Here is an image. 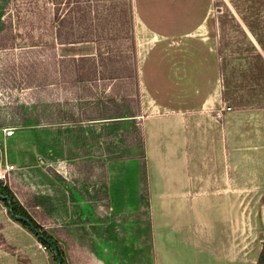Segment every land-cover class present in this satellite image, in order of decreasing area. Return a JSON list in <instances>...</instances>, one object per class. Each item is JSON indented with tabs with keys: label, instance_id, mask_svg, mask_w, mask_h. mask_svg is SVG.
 Masks as SVG:
<instances>
[{
	"label": "rangeland",
	"instance_id": "rangeland-1",
	"mask_svg": "<svg viewBox=\"0 0 264 264\" xmlns=\"http://www.w3.org/2000/svg\"><path fill=\"white\" fill-rule=\"evenodd\" d=\"M3 2L0 4V105L9 106V113L34 115L40 121L37 125L34 123L25 127V130L10 126L0 129V154L3 157L0 173L20 204L63 246L65 258L68 259L66 264H256L264 244V181L253 178L256 173L264 174V148L252 150L254 156L258 154L253 158L258 161L256 165H229L233 159L228 158L229 149L223 145L220 130L215 127L214 107H198L201 97L212 88L209 80L214 76V69L208 67L210 60L203 55L199 44L190 41L188 36L197 32L206 17L212 25L216 18L222 19L224 14L230 12L264 13V0ZM57 8L65 18L61 32L69 41L84 32L79 26L85 22L76 21L79 15L92 17L98 10L100 16L108 20V39L103 44L113 47L103 63L71 60L72 57L95 55L97 44L87 41L59 44L53 21ZM137 17L149 31L142 29ZM132 27L134 44L126 39V36H133ZM256 59L259 60V57H251L245 63L248 68L247 85L251 83L252 87V80L256 81L258 74L254 68L259 67ZM127 66L136 69V79L124 78V75H132L131 70H126ZM113 76L122 79L108 80ZM79 81H84L97 92L113 91L114 94L128 96L137 111L134 121L101 127L95 136L90 135L88 126L77 127L72 133L65 134V129L59 123L41 122L40 111L33 106L36 101L43 95L59 99L68 96L69 91L81 86ZM158 103L166 105L167 109L159 107ZM181 111L190 115L185 128V172L192 176L186 193L190 196L167 199L181 201L190 208L193 228L205 214V232L201 231L199 235L206 236L207 240H190L189 246L185 245V258L181 261L162 253L156 260L149 215L151 174L159 173L161 167L170 168L172 173L184 172L182 163H177L175 170H172L165 156V144L178 140V133L170 129L166 134L155 137L156 151L160 153L158 159L161 160L158 169L154 170L147 159L142 163L139 161L137 170L149 197L141 198L146 208L136 215L123 214L114 218L108 215L104 167L109 161L134 159L118 158L119 153L112 152H130V157L143 154V122L146 124L150 118L168 117ZM165 126V123L161 126L151 123L148 133L151 136L156 130H165ZM8 132L12 133L8 135ZM93 138H99V141ZM170 147L174 157H177L172 144ZM37 149L40 152L36 153ZM30 151L40 160V172L27 173L23 180L15 173L17 165L14 159L19 152ZM238 151L244 154L249 150ZM180 155H183V149ZM150 157L154 161L152 149ZM119 173L126 176L130 188L136 169L128 166ZM199 174L201 180L197 179ZM61 187L67 196L69 193L76 194L75 191L85 195L84 200L80 199L83 201L81 206L68 197L67 217L61 210L64 207ZM200 188H206L205 195H196ZM156 200L158 204L159 200ZM195 207L197 213L194 212ZM173 208L170 206V210ZM160 213L158 215L161 217ZM9 220L0 201V228L12 227L14 222ZM60 221L83 222L89 236L95 241L94 258L87 257L81 247L69 244L73 239L66 231L67 225L59 224ZM13 229L12 237L19 245L11 253L16 255L18 264H34L28 256L39 261V264H55L29 232L15 224ZM2 234L0 231V240H6Z\"/></svg>",
	"mask_w": 264,
	"mask_h": 264
},
{
	"label": "crops",
	"instance_id": "crops-1",
	"mask_svg": "<svg viewBox=\"0 0 264 264\" xmlns=\"http://www.w3.org/2000/svg\"><path fill=\"white\" fill-rule=\"evenodd\" d=\"M228 21L230 22L228 23ZM208 23L206 17L199 25L197 32L188 36V39H191L190 41L199 44L203 55L210 60L208 67L214 69V76L209 80L212 88L201 97L198 107L200 109L214 107L215 127L218 131L220 130L223 145L226 149H229L228 158L233 159L230 160L229 165H256L258 161L253 158L258 154L254 156L252 150L264 148V13L240 14V12H230L224 14L222 19L220 17L216 18L215 23L212 25L209 23L210 27H208ZM193 36L196 38H193ZM255 56L259 57V60L256 59L259 67L254 66L258 74L257 80H252L254 81L252 82L254 87H252L251 83L247 85L248 68L245 63ZM249 66L252 68L251 64ZM157 105L163 108L166 107L161 103ZM187 119H190V115L188 116L184 111H181L179 114L175 113L168 117L150 118L146 124L143 122L144 155L154 170L159 168L158 164L161 161L158 159L160 153L156 151L155 137L166 134L170 129H175L174 132L178 133V140H172L171 142L177 157H174L170 147L171 144H165V156L168 158L167 161L171 164L172 170H175L177 163H182L184 167L183 173H172L170 168L166 167L164 169L161 167L158 169L159 173L151 174L149 215L156 260L158 255L162 253L167 257L175 256V261H181L185 258V245H188L190 240H207L206 236L199 235L201 231L205 232V214L201 218L198 217L200 218L199 222L195 223L196 226L193 228L190 221V208L182 204L181 201H168L167 199V197L185 198L190 196L186 191L189 190L187 187L190 186L192 176L187 171L185 172L187 165L185 140ZM151 123L158 126L165 123L166 128L165 130H156L150 136L148 128ZM150 149L153 150L154 161L150 157ZM181 149H183L182 156L180 155ZM240 149L249 150L250 152L246 151L242 154L238 151ZM125 163L129 164L126 165ZM138 163V159H133L121 162L109 161L105 164L104 193L108 215L111 218L123 214L136 215L142 210V181L137 170ZM128 166L136 169L135 179L132 184L130 183V188L126 183V176L121 173L117 174ZM235 171L237 170L235 169ZM231 177L233 176L231 175ZM197 179L201 180L200 174ZM233 179H236V177H233ZM253 179L264 181V174L256 173ZM156 185L157 190H155ZM230 186L232 185L230 184ZM65 192V201L63 199L61 201L64 203L62 211L69 213L66 208L69 196L76 200L77 205H82L83 201L81 202L80 199L84 200L85 195L81 191H75L76 194L69 193L68 196ZM205 194L206 188H200L199 194L196 195L203 196ZM147 196L149 197V194ZM70 197L69 199H71ZM156 199L159 200L158 204H156ZM170 206L174 207V211L170 210ZM194 212L197 213L196 207ZM158 213L161 214V217ZM11 226L5 229L0 228L1 234L3 233L2 236L4 235L3 237L6 239L0 240V264H18L16 255L11 253L19 245L11 239L14 234L13 224ZM192 234H197V236L192 237ZM89 237L94 242L93 247L87 245L86 249L77 240H70L69 244L81 247L85 250L87 257L92 259L96 255L95 241L91 236ZM40 247L42 246L40 245ZM28 257L32 263L39 264L32 256ZM65 260L68 261L67 258Z\"/></svg>",
	"mask_w": 264,
	"mask_h": 264
},
{
	"label": "trees",
	"instance_id": "trees-1",
	"mask_svg": "<svg viewBox=\"0 0 264 264\" xmlns=\"http://www.w3.org/2000/svg\"><path fill=\"white\" fill-rule=\"evenodd\" d=\"M3 4V0H0V4ZM57 3V2H56ZM78 12H81L78 9ZM94 12V11H93ZM100 12L96 10V15L89 16L84 18L82 15L76 18L77 22H85L82 26L80 23L79 28H83L84 32L79 33V36L73 38L69 41L62 34V24L65 21V18L61 16L59 9L57 8L53 14V21L55 23V37L58 40L59 44H68V43H81V42H94L97 44L96 54L93 56H80L78 58L72 57L71 60H81V61H91L93 63H103L106 57H108L112 52L111 44H103L108 38L106 30L109 28V22L107 19H104L100 16ZM131 21H134L133 14L131 12ZM114 24V22H113ZM98 30V32H96ZM95 31V32H94ZM133 36H126L127 40L134 42V30L131 28ZM96 33V34H94ZM114 38V37H113ZM111 41H115L111 39ZM131 42V43H132ZM128 45V44H127ZM127 47V46H126ZM132 47V46H131ZM106 52H102V50ZM65 59V58H62ZM126 70H131L132 75L125 76L124 78L131 80L132 78H137L138 72L136 69H131L129 66L125 67ZM103 79V78H102ZM122 79L121 77H109L108 80L116 81ZM84 80V79H80ZM85 81V80H84ZM84 81H79L81 86H77L76 89L69 91L68 96H63L62 98H56L51 95H43L40 97L39 101L33 105L34 109H39L40 117L42 118L41 122L45 124H54L59 123L60 127L65 129V134L72 133L75 128L87 127L90 129V135H96L97 130L101 127H108L115 125L117 123L134 121L136 118V109L132 106L131 100H128V96L117 95L114 92H97L93 87L84 84ZM71 95V96H70ZM28 107V106H25ZM9 106L0 105V129L10 126L14 127L16 130H25V127L30 124H38L40 121L34 115H26L24 113L16 114L8 110ZM7 110V111H6ZM55 127V126H50ZM99 138H93L94 141ZM95 144V143H94ZM96 146V145H95ZM143 154L135 155L133 157L128 156L130 152H112L119 153L118 158L122 159H138L141 163L144 162V143L141 146ZM39 151L38 149L36 150ZM40 152V151H39ZM126 153V154H125ZM25 154L27 156H25ZM18 156L15 157L16 163V175L24 180L27 173H38L40 172L38 163L39 159L36 158L34 152H19ZM109 155H112L109 153ZM13 159H11V162ZM3 162V157L0 154V165ZM92 163H95L94 160ZM84 166V164H83ZM143 167V166H142ZM91 173V172H89ZM104 177V176H103ZM105 178V177H104ZM63 201H65L64 192L65 189L62 188ZM147 194L142 187L141 198H147ZM72 200L73 197H70ZM0 201L4 204L6 212L10 220L17 222L20 226L29 232L36 241L47 251L48 255L51 256L55 264H66L64 250L58 241L53 238L33 217L29 214L24 206L15 197L14 193L10 190L9 186L0 179ZM142 209H145L146 206L142 203ZM67 217V213L65 214ZM68 217H70L68 215ZM66 226V231L68 235L73 239L77 240L82 247L90 245L94 246V242L90 239L88 231L83 226V222L75 221L66 223L65 221H60ZM1 237V236H0ZM256 264H264V244L257 256Z\"/></svg>",
	"mask_w": 264,
	"mask_h": 264
},
{
	"label": "bare ground",
	"instance_id": "bare-ground-1",
	"mask_svg": "<svg viewBox=\"0 0 264 264\" xmlns=\"http://www.w3.org/2000/svg\"><path fill=\"white\" fill-rule=\"evenodd\" d=\"M137 20H138V22L140 23V25H141V27H142V29L143 30H146V31H149V29L147 28V26L142 22V20L139 18V17H137ZM151 41H153V39L151 40ZM92 44V43H91ZM149 129V128H148ZM11 222H14L13 224H15L16 226H20V224H18L17 222H15V221H12V220H10ZM20 228L22 229V230H24L25 231V229H23L21 226H20ZM10 234V233H9ZM11 235V234H10ZM9 235V236H10ZM8 236V237H9ZM7 238V237H6ZM10 238V237H9ZM11 239L12 240H14V237H12L11 236ZM38 245H39V243H37ZM41 248V247H40ZM192 260V259H191ZM39 262V261H38ZM41 263V262H40ZM194 263V262H193Z\"/></svg>",
	"mask_w": 264,
	"mask_h": 264
},
{
	"label": "built area",
	"instance_id": "built-area-1",
	"mask_svg": "<svg viewBox=\"0 0 264 264\" xmlns=\"http://www.w3.org/2000/svg\"><path fill=\"white\" fill-rule=\"evenodd\" d=\"M226 109H229V108H226ZM12 132H8L7 134L10 135ZM0 179L2 180L3 179V175L0 173Z\"/></svg>",
	"mask_w": 264,
	"mask_h": 264
}]
</instances>
